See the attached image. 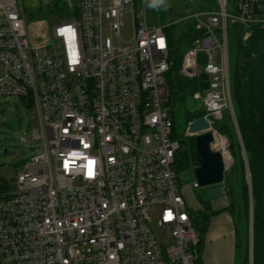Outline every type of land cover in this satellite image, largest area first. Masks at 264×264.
Instances as JSON below:
<instances>
[{
    "label": "built area",
    "instance_id": "1",
    "mask_svg": "<svg viewBox=\"0 0 264 264\" xmlns=\"http://www.w3.org/2000/svg\"><path fill=\"white\" fill-rule=\"evenodd\" d=\"M151 2L71 0V17L33 46L22 0H0V97L30 103L40 126L31 135L40 152L15 177H0V264H199L170 110L179 38L167 29L178 21L148 26ZM218 2L184 18L196 37L177 70L198 80L190 92L209 124L231 107L228 26L264 28V0H235L232 14Z\"/></svg>",
    "mask_w": 264,
    "mask_h": 264
},
{
    "label": "trees",
    "instance_id": "2",
    "mask_svg": "<svg viewBox=\"0 0 264 264\" xmlns=\"http://www.w3.org/2000/svg\"><path fill=\"white\" fill-rule=\"evenodd\" d=\"M243 30L242 27L230 25L227 29L228 37L231 36L229 45L230 47L233 45L232 50L234 54L236 53L232 58V70L230 69V88L242 148L236 140L234 128L232 129L228 123L229 119L215 124L216 129L227 137L229 146L231 145L233 164L230 177H225V192L230 200L227 210L235 218L240 252L239 264H248L249 233L251 264H264V28L246 29L250 35L245 40L242 36ZM194 37L196 32L193 25L187 24L185 32L171 45L173 86L175 82H182L185 88L191 86V91L196 89L198 80L186 81L177 76V70L183 51L190 46ZM25 107L33 108L30 103ZM200 115L187 113V118L190 121ZM175 138L178 140L176 134ZM190 144V153L193 156L192 140ZM187 152L188 150L181 145L179 154L187 159ZM201 193L197 194L196 198L204 210L195 212V227L203 234L209 217L216 211H211L207 206L208 201L204 198L203 192Z\"/></svg>",
    "mask_w": 264,
    "mask_h": 264
},
{
    "label": "rangeland",
    "instance_id": "3",
    "mask_svg": "<svg viewBox=\"0 0 264 264\" xmlns=\"http://www.w3.org/2000/svg\"><path fill=\"white\" fill-rule=\"evenodd\" d=\"M226 11L228 14L234 13L235 0H226ZM24 18L25 28L29 42L33 46H41L52 40V29L61 24L72 15L71 0H45L38 3V7L31 6L25 3L24 0ZM186 5V6H185ZM220 7L218 0H164V4L160 8H152L147 6L145 8V20L148 26L164 27L170 22V16L174 21H178L171 28L167 29L172 37H180L181 33L185 32L188 20L184 19L186 16L194 13L218 10ZM172 9V11H170ZM170 11V14L168 13ZM170 15V16H169ZM121 36L128 39L132 32V22L129 16H125L121 20ZM248 35L244 38L245 34ZM250 32L243 30V39L249 37ZM231 36L228 37V59H229V72L232 70V58L235 54L230 47ZM231 57V61H230ZM240 57V56H239ZM242 57V56H241ZM241 60V58H240ZM182 82H175V85L170 86L172 100L170 105L174 121L175 134L183 148L188 150L187 159L178 155L176 161V171L179 183L183 189V194L188 195L194 202H197L196 195L202 191L198 188H192L195 182L193 168L195 166L194 158L191 152L190 141L194 140L193 136L186 135V125L190 121L187 118V113H194L202 109V104L198 100H194L191 96V86L186 88ZM197 88V85H195ZM231 96V92H230ZM229 119V124L232 126L237 141L240 143V137L236 128V121L234 118L232 97L231 107L223 111L217 119H210L211 131H214L215 136V149L224 155L226 160L225 177L231 175V166L233 164L232 153L229 149V141L227 137L216 129V122ZM32 131L40 132V126L35 110L28 109L18 98L13 97H0V177L12 178L15 177L17 172L23 170V163L29 158L36 156L40 152L38 142L31 139ZM27 137L29 142L24 143L19 140L20 137ZM218 142H223L220 146ZM194 149V148H193ZM243 151V150H242ZM187 161V163H186ZM230 181L231 178H229ZM9 181V180H8ZM202 194V193H201ZM150 227L155 237L161 242L167 237L156 225V212L151 210ZM248 244V264H251V233Z\"/></svg>",
    "mask_w": 264,
    "mask_h": 264
},
{
    "label": "crops",
    "instance_id": "4",
    "mask_svg": "<svg viewBox=\"0 0 264 264\" xmlns=\"http://www.w3.org/2000/svg\"><path fill=\"white\" fill-rule=\"evenodd\" d=\"M225 180V179H224ZM226 182L222 185L224 196L208 201L211 211H216L209 217L204 233L198 231L199 236V264H239L240 252L237 244L235 218L227 210L230 204L226 194ZM201 194V193H200ZM187 205L195 212L203 211L202 204L194 202L185 195ZM206 199V197H204Z\"/></svg>",
    "mask_w": 264,
    "mask_h": 264
},
{
    "label": "water",
    "instance_id": "5",
    "mask_svg": "<svg viewBox=\"0 0 264 264\" xmlns=\"http://www.w3.org/2000/svg\"><path fill=\"white\" fill-rule=\"evenodd\" d=\"M45 0H24L31 6L38 7V3ZM186 6V5H185ZM202 114L199 109L190 114ZM186 135L193 136V168L197 187L203 192L207 201H213L224 196L226 163L221 152L213 147L215 138L210 124L200 115L186 125ZM231 149V145L229 146Z\"/></svg>",
    "mask_w": 264,
    "mask_h": 264
},
{
    "label": "clouds",
    "instance_id": "6",
    "mask_svg": "<svg viewBox=\"0 0 264 264\" xmlns=\"http://www.w3.org/2000/svg\"><path fill=\"white\" fill-rule=\"evenodd\" d=\"M164 4V0H152V2L149 4V7L157 8L159 6H162Z\"/></svg>",
    "mask_w": 264,
    "mask_h": 264
},
{
    "label": "bare ground",
    "instance_id": "7",
    "mask_svg": "<svg viewBox=\"0 0 264 264\" xmlns=\"http://www.w3.org/2000/svg\"><path fill=\"white\" fill-rule=\"evenodd\" d=\"M221 144H223V142H218L217 145L220 146ZM224 157V155H223ZM224 162L227 164L226 160H224Z\"/></svg>",
    "mask_w": 264,
    "mask_h": 264
},
{
    "label": "snow or ice",
    "instance_id": "8",
    "mask_svg": "<svg viewBox=\"0 0 264 264\" xmlns=\"http://www.w3.org/2000/svg\"><path fill=\"white\" fill-rule=\"evenodd\" d=\"M91 164H92V161H89V162H88L89 168H90Z\"/></svg>",
    "mask_w": 264,
    "mask_h": 264
}]
</instances>
